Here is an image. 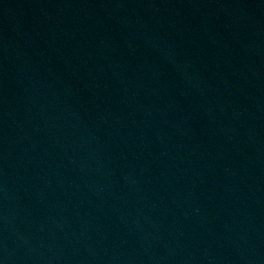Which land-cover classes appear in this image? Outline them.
<instances>
[{"label":"water","instance_id":"95a60500","mask_svg":"<svg viewBox=\"0 0 264 264\" xmlns=\"http://www.w3.org/2000/svg\"><path fill=\"white\" fill-rule=\"evenodd\" d=\"M262 23H264V0H239Z\"/></svg>","mask_w":264,"mask_h":264}]
</instances>
